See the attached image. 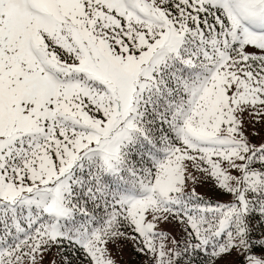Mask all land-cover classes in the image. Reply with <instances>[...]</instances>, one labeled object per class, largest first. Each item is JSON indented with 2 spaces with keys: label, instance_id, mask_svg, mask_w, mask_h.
<instances>
[{
  "label": "snow or ice",
  "instance_id": "snow-or-ice-1",
  "mask_svg": "<svg viewBox=\"0 0 264 264\" xmlns=\"http://www.w3.org/2000/svg\"><path fill=\"white\" fill-rule=\"evenodd\" d=\"M0 264H264V0H0Z\"/></svg>",
  "mask_w": 264,
  "mask_h": 264
}]
</instances>
